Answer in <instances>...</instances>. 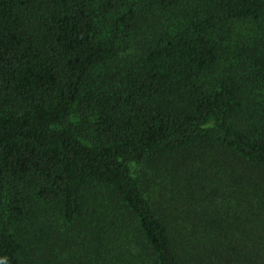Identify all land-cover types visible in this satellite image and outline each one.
Listing matches in <instances>:
<instances>
[{
	"label": "trees",
	"instance_id": "trees-1",
	"mask_svg": "<svg viewBox=\"0 0 264 264\" xmlns=\"http://www.w3.org/2000/svg\"><path fill=\"white\" fill-rule=\"evenodd\" d=\"M137 261L264 264V0H0V264Z\"/></svg>",
	"mask_w": 264,
	"mask_h": 264
},
{
	"label": "rangeland",
	"instance_id": "rangeland-1",
	"mask_svg": "<svg viewBox=\"0 0 264 264\" xmlns=\"http://www.w3.org/2000/svg\"><path fill=\"white\" fill-rule=\"evenodd\" d=\"M183 159H186L185 162L187 164H193L192 158L190 156H186ZM173 162L174 159L172 158H162L151 161L149 164L134 165L133 172L152 192L150 193L153 195L152 200L159 199L160 194L166 192V189L169 191L168 194H171L172 196L177 194V187L172 184L173 179L172 173L170 171L173 167ZM165 185H167L168 188H164ZM137 264H139L138 261Z\"/></svg>",
	"mask_w": 264,
	"mask_h": 264
}]
</instances>
